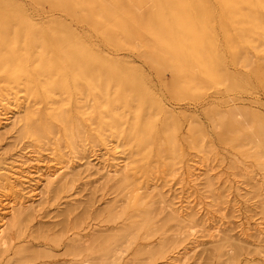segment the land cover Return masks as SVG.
<instances>
[{"label": "rangeland", "instance_id": "obj_1", "mask_svg": "<svg viewBox=\"0 0 264 264\" xmlns=\"http://www.w3.org/2000/svg\"><path fill=\"white\" fill-rule=\"evenodd\" d=\"M16 163L0 264H264V0H0Z\"/></svg>", "mask_w": 264, "mask_h": 264}, {"label": "bare ground", "instance_id": "obj_2", "mask_svg": "<svg viewBox=\"0 0 264 264\" xmlns=\"http://www.w3.org/2000/svg\"><path fill=\"white\" fill-rule=\"evenodd\" d=\"M226 1H228V0H226ZM170 63V62H169ZM172 63V62H171ZM85 65V64H84ZM168 65H170V64H168ZM172 66V65H171ZM175 66V65H174ZM174 68V67H173ZM27 161V160H26ZM18 162V161H17ZM19 164L20 163H24V161L23 162H21V161H19L18 162ZM18 163H16V166L17 165H19ZM26 163V162H25ZM20 165H22V164H20ZM21 167V166H20ZM10 169H12V170H17V172L15 171L14 173H12V172H8L9 170H5V171H3L4 173L2 174V176L0 175V177H2V179H0L1 180V182H0V204H2V201L4 200H7V198H6V195H5V193H3V192H10V193H12V194H14V193H19V192H17L16 191V185L15 184H13L11 181L12 180H14V183H15V181H18V183H20V185H23V183H24V181H25V179H26V177H29L28 176V174L29 173H22V172H20L19 171V166H17V167H15V165L14 166H11L10 167ZM196 170V167L195 168H193V170L192 171H195ZM197 171H198V169H197ZM56 173V172H55ZM54 172H52V173H49V174H47V175H45L44 176V181L46 182V183H51V181H52V179H53V176H54V174H55ZM31 174V173H30ZM41 175H43V174H41ZM40 175V176H41ZM56 175V174H55ZM195 174H190V176L192 177V176H194ZM12 179V180H11ZM42 179H43V177H42ZM4 181V183H2ZM43 181V180H42ZM45 183V184H46ZM42 184H44V183H42ZM44 186V185H43ZM46 186H47V184H46ZM20 187V186H19ZM36 189V188H35ZM35 189H31L29 192H31V191H34ZM18 190V189H17ZM20 190V189H19ZM38 192H32V194L29 196V197H37V196H42V195H40V194H42L41 192L40 193H38ZM11 194V195H12ZM7 196H10L9 194L7 195ZM15 196V195H14ZM6 198V199H5ZM39 198V197H38ZM15 199V198H14ZM11 200V199H9V200H7L6 201V203L5 204H8L7 206L8 207H10L9 208V210H8V207H7V210L5 209V211H9V213L7 212V214H10V215H12L11 217H13V219L15 220V219H18L17 217H19V215L24 211V209H26L25 207H27L28 205H29V202H31V201H29V202H27V206H23L22 204H24V201H22V200H20L19 198L16 200ZM30 200H32L31 198H30ZM38 200V199H37ZM34 201V200H33ZM31 203H33V202H31ZM16 205H18L17 207H16ZM31 206H33V205H31ZM4 207H5V205H4ZM1 208V207H0ZM2 209V208H1ZM0 209V210H1ZM28 209H29V207H28ZM27 209V210H28ZM3 213V212H2ZM8 216V215H7ZM7 216H6V218H7ZM1 217H3L2 215H1ZM5 218V219H6ZM2 221H3V219L2 218H0ZM7 220V219H6ZM1 221V223H0V247H2V246H4L5 244H6V233H5V231H4V222H2ZM17 221H19V220H17ZM6 225V224H5ZM257 230V229H256ZM178 261V259H174L173 260V262L171 263L170 262V264H175L176 262Z\"/></svg>", "mask_w": 264, "mask_h": 264}]
</instances>
